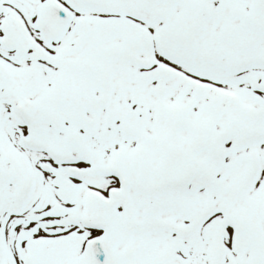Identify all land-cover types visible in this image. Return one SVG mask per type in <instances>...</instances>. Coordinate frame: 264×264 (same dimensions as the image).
<instances>
[{
	"label": "snow or ice",
	"instance_id": "6c2138e0",
	"mask_svg": "<svg viewBox=\"0 0 264 264\" xmlns=\"http://www.w3.org/2000/svg\"><path fill=\"white\" fill-rule=\"evenodd\" d=\"M0 264H264V0H0Z\"/></svg>",
	"mask_w": 264,
	"mask_h": 264
}]
</instances>
